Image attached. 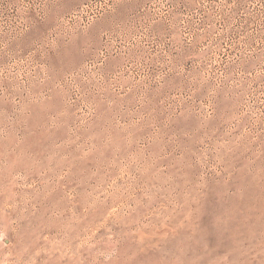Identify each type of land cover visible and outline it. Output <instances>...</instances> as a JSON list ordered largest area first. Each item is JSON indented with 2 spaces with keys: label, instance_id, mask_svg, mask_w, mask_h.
<instances>
[{
  "label": "rangeland",
  "instance_id": "374dc122",
  "mask_svg": "<svg viewBox=\"0 0 264 264\" xmlns=\"http://www.w3.org/2000/svg\"><path fill=\"white\" fill-rule=\"evenodd\" d=\"M0 264H264V0H0Z\"/></svg>",
  "mask_w": 264,
  "mask_h": 264
}]
</instances>
